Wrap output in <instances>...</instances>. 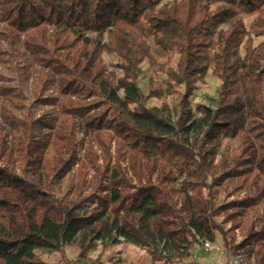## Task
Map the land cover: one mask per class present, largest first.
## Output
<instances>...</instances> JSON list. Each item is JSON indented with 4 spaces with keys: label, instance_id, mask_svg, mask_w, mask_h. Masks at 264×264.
Returning a JSON list of instances; mask_svg holds the SVG:
<instances>
[{
    "label": "trees",
    "instance_id": "16d2710c",
    "mask_svg": "<svg viewBox=\"0 0 264 264\" xmlns=\"http://www.w3.org/2000/svg\"><path fill=\"white\" fill-rule=\"evenodd\" d=\"M240 13L252 18L249 29ZM0 22V43L21 42L38 80L62 96L42 137L41 124L0 106V264H69L71 244L78 261L98 264L89 253L99 241L119 244L115 237L149 264H180L217 235L228 255L264 264V44L255 45L264 0H0ZM104 56L116 58L111 70ZM207 74L219 81L216 101L192 111ZM75 170L95 185L89 214L42 185ZM222 174L257 194L229 203L237 211L227 230L215 221ZM256 203L259 225L247 210Z\"/></svg>",
    "mask_w": 264,
    "mask_h": 264
},
{
    "label": "rangeland",
    "instance_id": "374dc122",
    "mask_svg": "<svg viewBox=\"0 0 264 264\" xmlns=\"http://www.w3.org/2000/svg\"><path fill=\"white\" fill-rule=\"evenodd\" d=\"M172 1L165 0L167 3ZM240 16L244 20L247 29H249L252 18L243 13H240ZM6 25L5 22H0V31ZM259 43L264 44V37L258 38L255 45ZM152 52L159 60L163 58L154 48H152ZM104 61L111 70L116 63V58L113 56H104ZM35 65L33 54L26 50L21 42L15 43V47L11 50L6 41H1L0 106H8L18 117L28 118L31 121L41 124L36 128V135L37 137H42L47 133V127L44 126V123H51L56 117V102H53V100L57 97L61 98L62 96H59L48 83L43 84L45 76L42 77L43 80L41 82L38 80ZM149 77L150 69L146 64L141 65L138 85L144 94L147 93ZM159 80L163 81L164 77L161 76ZM218 88L219 81L210 74H207L203 82L197 83V90L190 100L192 111H194L197 104L213 106L217 98ZM165 103L169 106L168 115L174 120L172 107L177 103V97H167ZM147 105L150 107H159L161 101L149 100ZM220 154L226 157L228 163L231 162L232 153L230 151L226 152L222 149ZM219 178L220 181L213 186L214 203L219 208V213L215 217V221L221 223L224 230H227L230 225L229 223H224V220L229 213L237 211L236 208L229 207V203L245 197H257V194L254 188L241 186L239 181L231 174H222ZM42 185L54 193L55 196L70 202L71 207L75 208L77 215L89 214L94 207L88 204V197L91 195V188L95 185H92V187L88 185L87 187V183L83 182L76 170L61 180L52 179L44 181ZM247 210L251 213L250 220L259 225L261 214L260 204L256 203L255 206ZM237 219L239 220L240 218L237 217ZM236 233V243H238L243 237L240 231ZM115 238L120 242L119 244L111 243L108 245L107 241L97 242V246L89 253V257L91 259L99 257L98 264H115L117 258L120 259L119 264L150 263V258L142 250L124 243L121 238ZM212 243L214 244V249L211 253L206 254L199 243L191 252V256L189 258L186 257L180 264H252V260L243 253L236 257L228 255L224 249L220 235H217ZM63 251L69 264H86L85 262L78 261V250L75 245L71 244L69 247H64ZM41 257L49 262H57L59 260L57 253L42 252Z\"/></svg>",
    "mask_w": 264,
    "mask_h": 264
},
{
    "label": "built area",
    "instance_id": "2783aa9c",
    "mask_svg": "<svg viewBox=\"0 0 264 264\" xmlns=\"http://www.w3.org/2000/svg\"><path fill=\"white\" fill-rule=\"evenodd\" d=\"M201 248L203 249V251L206 254H209V253H211L213 251L214 244L212 242H209V241H202Z\"/></svg>",
    "mask_w": 264,
    "mask_h": 264
}]
</instances>
